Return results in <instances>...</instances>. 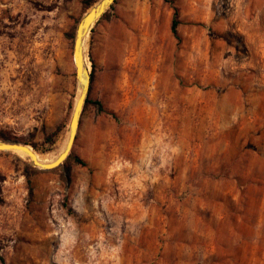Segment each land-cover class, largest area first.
Here are the masks:
<instances>
[{
    "label": "rangeland",
    "instance_id": "374dc122",
    "mask_svg": "<svg viewBox=\"0 0 264 264\" xmlns=\"http://www.w3.org/2000/svg\"><path fill=\"white\" fill-rule=\"evenodd\" d=\"M82 1L0 0L1 140L66 139ZM84 47L71 156L0 151V264H264V0H115Z\"/></svg>",
    "mask_w": 264,
    "mask_h": 264
},
{
    "label": "water",
    "instance_id": "95a60500",
    "mask_svg": "<svg viewBox=\"0 0 264 264\" xmlns=\"http://www.w3.org/2000/svg\"><path fill=\"white\" fill-rule=\"evenodd\" d=\"M114 2L115 0H98L88 8V10L85 12L83 17L77 24L73 40L72 56L75 64L76 77L81 90L73 106L67 134L68 138L64 149L54 160L45 163H41L36 160L34 153L28 148L29 144L23 142L0 139V151L15 152V150H22L28 155L31 163L42 170L55 169L61 166L64 161L68 158L73 143L75 141L76 134L78 132L80 118L86 99L88 97L91 84V70L90 67L88 68V64L86 63L85 54L83 50V42L85 37L91 31V28L95 24V22L98 21V19L103 15V13H105Z\"/></svg>",
    "mask_w": 264,
    "mask_h": 264
},
{
    "label": "trees",
    "instance_id": "16d2710c",
    "mask_svg": "<svg viewBox=\"0 0 264 264\" xmlns=\"http://www.w3.org/2000/svg\"><path fill=\"white\" fill-rule=\"evenodd\" d=\"M95 2V0H83L82 1V3H83V6H84V8L85 9H87V8H89L93 3ZM112 6H113V4L111 5V7L109 8V9H111L112 8ZM108 9V10H109ZM107 13V11L105 12V13H103V15L98 19V21L100 20V19H102L104 16H105V14ZM97 21V22H98ZM178 24H179V19H178V9L176 8V7H174V9H173V17H172V21H171V25H170V30H171V33L173 34V36L178 40V42H179V40H180V37H179V34H178ZM73 37V35H71V38ZM92 77H93V73L91 72V79H92ZM87 103H89V99L87 98L86 99V102H85V105L87 104ZM97 103V102H96ZM84 105V106H85ZM99 105V107H101L100 106V104H98ZM4 140H6L5 138H4ZM71 156V153L69 154V156H68V158ZM67 158V159H68ZM66 159V160H67ZM65 160V161H66ZM78 163H80V164H84L83 163V161H81V159L80 158H76L75 159ZM64 161V162H65ZM64 164V163H63ZM62 164V165H63ZM60 167V166H59ZM58 168V167H57ZM53 170V169H52Z\"/></svg>",
    "mask_w": 264,
    "mask_h": 264
},
{
    "label": "bare ground",
    "instance_id": "6f19581e",
    "mask_svg": "<svg viewBox=\"0 0 264 264\" xmlns=\"http://www.w3.org/2000/svg\"><path fill=\"white\" fill-rule=\"evenodd\" d=\"M86 39V37H85ZM85 39H84V42H83V48H85ZM59 52V51H58ZM25 53V52H24ZM43 58V57H42ZM59 60V59H58ZM61 60V59H60ZM62 61V60H61ZM88 68H89V64H88ZM80 87H79V90H78V95L80 93ZM77 95V97H78ZM77 97H76V100H77ZM75 100V101H76ZM67 138H68V135L66 137V139L64 140V142L60 145V147L54 151V152H51L49 154H40L38 153L34 148H32L31 146L28 145V148L34 153L35 157H36V160H38L39 162L41 163H45V162H51L52 160H54L58 155L59 153L64 149L65 147V144L67 142ZM15 152L19 153L20 155H25L28 157V155L23 152L22 150H15ZM29 158V157H28ZM30 159V158H29Z\"/></svg>",
    "mask_w": 264,
    "mask_h": 264
}]
</instances>
